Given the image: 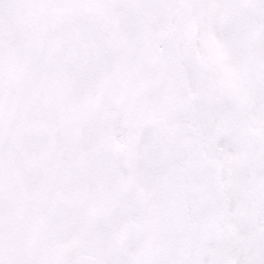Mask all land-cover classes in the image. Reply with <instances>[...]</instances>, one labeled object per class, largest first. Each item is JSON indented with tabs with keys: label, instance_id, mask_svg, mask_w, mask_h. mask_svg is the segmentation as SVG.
<instances>
[{
	"label": "snow or ice",
	"instance_id": "6c2138e0",
	"mask_svg": "<svg viewBox=\"0 0 264 264\" xmlns=\"http://www.w3.org/2000/svg\"><path fill=\"white\" fill-rule=\"evenodd\" d=\"M0 264H264V0H0Z\"/></svg>",
	"mask_w": 264,
	"mask_h": 264
}]
</instances>
